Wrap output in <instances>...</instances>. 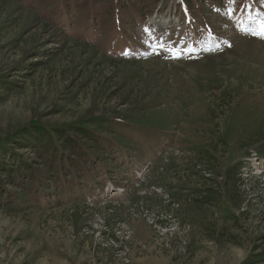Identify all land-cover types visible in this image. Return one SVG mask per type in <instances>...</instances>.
Returning <instances> with one entry per match:
<instances>
[{
	"label": "rangeland",
	"instance_id": "374dc122",
	"mask_svg": "<svg viewBox=\"0 0 264 264\" xmlns=\"http://www.w3.org/2000/svg\"><path fill=\"white\" fill-rule=\"evenodd\" d=\"M22 1L0 0V264H264V0ZM66 135L103 184L59 178Z\"/></svg>",
	"mask_w": 264,
	"mask_h": 264
},
{
	"label": "trees",
	"instance_id": "16d2710c",
	"mask_svg": "<svg viewBox=\"0 0 264 264\" xmlns=\"http://www.w3.org/2000/svg\"><path fill=\"white\" fill-rule=\"evenodd\" d=\"M20 2H23L22 0H19ZM101 1H103V2H108V0H101ZM111 1V0H110ZM72 2L73 3H78L79 2V0H72ZM83 3H85V2H83ZM90 3V2H89ZM181 3L184 5V13L185 14H187V15H191L192 13L190 12V6H187V2L185 1V0H182L181 1ZM68 5H70V2H69V0H65V8H64V12H66V13H68V14H71V13H73V10H70V9H68ZM88 9H90V10H93V8H91V7H89ZM183 11V10H182ZM190 12V14H188ZM46 18V17H45ZM46 19H48V18H46ZM119 21V20H118ZM39 132H41V133H43V131L41 130V131H39ZM37 132H35V134H36ZM83 133V132H82ZM88 134V133H87ZM32 135V134H31ZM53 137V136H52ZM62 137V136H61ZM33 140H35V139H33ZM64 140L66 141V144H67V147L70 149V151H71V154H75V155H77L78 157H81L82 158V160H83V163H80V165L77 167L76 165H73V167H74V171H73V173L71 172V168L70 167H66L67 166V163H68V161H70V155L71 154H67V153H65V151H63V150H61V149H58V153H56L55 155H53L51 158H50V161H52V159H55V162L56 161H58V162H60L59 163V165L57 166V168L56 169H60L61 171L59 172V178H61V179H63L64 181H66V186L67 185H70V183L73 181V179L76 177V180H75V183H79L78 181V178L81 176V175H83V172L85 171L84 170V168L80 171V169L79 168H82V167H86L85 169H86V171H88V168H89V165L90 164H95V162L93 161L94 159L93 158H91V157H89V158H84L85 156V154L84 153H82L81 151H79L78 150V147H77V145L78 144H75V140L72 138V137H70V136H68V135H66L65 136V138H64ZM54 142H56V139H54ZM95 143H97V141L95 140L94 141ZM66 146V145H65ZM76 148H75V147ZM53 147H60V145L57 143V145L56 144H54V146ZM110 150V148H106L105 146H104V149L103 150H101V151H103V153H105V154H108V152H110L109 151ZM82 153V154H81ZM74 159V158H73ZM111 158H109V160H110ZM119 159V158H118ZM96 161V160H95ZM97 161H100V159H98ZM111 161V160H110ZM64 165H66V166H64ZM15 167H16V169H17V171H16V174H17V176H18V172H19V167H20V163H18V164H16L15 165ZM63 167H66V168H63ZM77 167V168H76ZM88 167V168H87ZM108 171V170H107ZM27 173H29V172H27ZM95 173H97V171L96 170H93L92 172H91V175H89L88 176V180H81V182L78 184V185H83V183H89L88 184V187L89 186H91V185H94V184H98V185H100V184H103V181L104 180H106L107 178H108V174L106 175V174H103L104 176H102L101 178H100V180H96V181H94L93 180V177H95L94 176V174ZM226 173H228V172H226ZM28 175V174H27ZM24 177H27V176H24ZM219 177V176H218ZM226 178H227V175H226ZM231 179V178H230ZM207 179H205V181H206ZM236 180V181H235ZM235 180H233L232 182L233 183H235V182H237V178H235ZM60 181V180H59ZM48 182H45V185H43V187L44 188H48V186L47 185H49V183L47 184ZM65 183V182H64ZM60 185V184H59ZM69 188V187H68ZM61 189H64V187H62L61 186ZM36 191H39L40 192V190L38 189V188H36ZM84 197V196H83ZM232 204V203H231ZM229 205V207L230 208H239V202L237 203V204H232V205H230V204H228Z\"/></svg>",
	"mask_w": 264,
	"mask_h": 264
},
{
	"label": "snow or ice",
	"instance_id": "6c2138e0",
	"mask_svg": "<svg viewBox=\"0 0 264 264\" xmlns=\"http://www.w3.org/2000/svg\"><path fill=\"white\" fill-rule=\"evenodd\" d=\"M232 2L234 3L235 0H232ZM253 35H257L260 36L262 38H264V21H261L258 27V30H251ZM160 47H163V45H159ZM171 51V49H170Z\"/></svg>",
	"mask_w": 264,
	"mask_h": 264
}]
</instances>
